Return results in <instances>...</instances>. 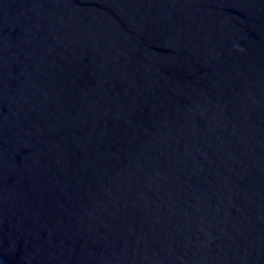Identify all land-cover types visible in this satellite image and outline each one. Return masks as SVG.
<instances>
[{
  "label": "water",
  "instance_id": "obj_1",
  "mask_svg": "<svg viewBox=\"0 0 264 264\" xmlns=\"http://www.w3.org/2000/svg\"><path fill=\"white\" fill-rule=\"evenodd\" d=\"M0 264H264V0H0Z\"/></svg>",
  "mask_w": 264,
  "mask_h": 264
}]
</instances>
